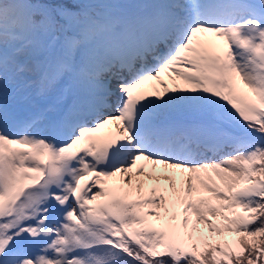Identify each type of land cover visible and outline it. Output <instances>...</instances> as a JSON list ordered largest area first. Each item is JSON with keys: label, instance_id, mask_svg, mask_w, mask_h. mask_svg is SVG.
Wrapping results in <instances>:
<instances>
[{"label": "snow or ice", "instance_id": "6c2138e0", "mask_svg": "<svg viewBox=\"0 0 264 264\" xmlns=\"http://www.w3.org/2000/svg\"><path fill=\"white\" fill-rule=\"evenodd\" d=\"M0 264H264V0H0Z\"/></svg>", "mask_w": 264, "mask_h": 264}, {"label": "rangeland", "instance_id": "374dc122", "mask_svg": "<svg viewBox=\"0 0 264 264\" xmlns=\"http://www.w3.org/2000/svg\"><path fill=\"white\" fill-rule=\"evenodd\" d=\"M161 75L166 81L169 79L168 73H162Z\"/></svg>", "mask_w": 264, "mask_h": 264}, {"label": "bare ground", "instance_id": "6f19581e", "mask_svg": "<svg viewBox=\"0 0 264 264\" xmlns=\"http://www.w3.org/2000/svg\"><path fill=\"white\" fill-rule=\"evenodd\" d=\"M240 90H241V91H246V89H244V87H243V84L240 85ZM253 99H254V98H253ZM102 131H103V130H102ZM240 211L242 212L243 210L241 209ZM238 238H239V237H238Z\"/></svg>", "mask_w": 264, "mask_h": 264}]
</instances>
